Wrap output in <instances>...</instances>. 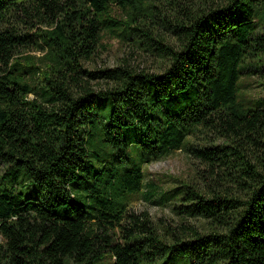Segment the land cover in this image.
I'll return each instance as SVG.
<instances>
[{
  "label": "trees",
  "instance_id": "16d2710c",
  "mask_svg": "<svg viewBox=\"0 0 264 264\" xmlns=\"http://www.w3.org/2000/svg\"><path fill=\"white\" fill-rule=\"evenodd\" d=\"M119 26L160 70L87 66ZM252 73L264 0H0V264H264V106L239 92ZM182 148L201 169L167 194L176 218L120 201Z\"/></svg>",
  "mask_w": 264,
  "mask_h": 264
},
{
  "label": "rangeland",
  "instance_id": "374dc122",
  "mask_svg": "<svg viewBox=\"0 0 264 264\" xmlns=\"http://www.w3.org/2000/svg\"><path fill=\"white\" fill-rule=\"evenodd\" d=\"M112 16L119 19L122 24H126V15L120 8L114 6ZM121 28L122 26H119L115 33L103 32L98 51L87 66L91 69H100L129 64L146 71L160 70L161 58L144 49L142 45L125 39ZM32 54L40 56L41 53L34 51ZM252 74L241 77L240 95L245 101L264 106V78L257 73ZM194 142H200V140L195 138ZM90 148L98 153V157H93L95 165L96 162L104 160L107 150L99 139L95 138ZM197 169L200 170L201 166L184 148L172 151L166 156L144 164L140 190L132 194L130 199H127L126 195H122L119 199L135 211H147L151 218H176L173 201L168 199L167 194L180 183L190 180ZM176 258L177 256L165 254L162 259L154 262L143 261L141 264H176ZM112 263L113 259L107 253L95 264ZM185 264L188 263L185 262Z\"/></svg>",
  "mask_w": 264,
  "mask_h": 264
}]
</instances>
